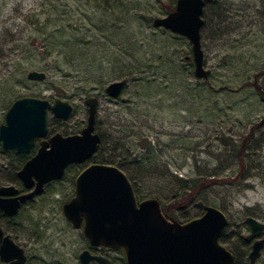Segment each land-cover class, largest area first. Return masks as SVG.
I'll list each match as a JSON object with an SVG mask.
<instances>
[{
    "label": "rangeland",
    "instance_id": "1",
    "mask_svg": "<svg viewBox=\"0 0 264 264\" xmlns=\"http://www.w3.org/2000/svg\"><path fill=\"white\" fill-rule=\"evenodd\" d=\"M207 1L201 47L204 67L210 73L196 81L192 60L185 59L191 55L189 41L152 25V19L166 15L165 5H175V0H60L65 13L60 25L67 31L61 37L63 43H77L81 36L91 39L94 33L102 41L92 48L99 67L91 69L90 80L63 82L60 74L52 71L45 73L43 81L26 77L28 71H40L48 63L28 52L41 45L24 17L38 0H0V123L14 99L34 96L70 103V118L58 130L78 131L86 121L85 99L96 97L97 132L123 130L124 146L140 151L144 149L140 137H147L155 155L150 166L183 179L212 173L232 176L236 171L232 143L248 137L244 178L236 185L215 187L204 194L225 202L230 223L226 245L247 255L251 243L243 238L250 229L244 219L252 216L264 223V97L259 93L264 96V0ZM96 27L102 31L95 32ZM86 28L91 36L84 35ZM160 58L168 60L163 67ZM63 69L74 73L68 65ZM122 70L143 71L153 82L141 87L128 83L118 97L111 98L105 86L121 80L117 74ZM101 73L102 83L98 81ZM49 119H54L51 113ZM11 163L12 158L0 150V165H5L0 182L13 172ZM172 187L152 180L144 183L143 190L156 189L171 196ZM52 198L51 211L38 201L32 204L34 208L28 205L22 209L16 219L22 230L12 236L25 248L27 264H79L78 255L88 249V243L81 231L56 216L61 202L54 194ZM197 204L183 208L179 221L197 215ZM46 215L53 220L46 229H39ZM101 253L112 264H123L119 251L102 249ZM242 263H249L247 256ZM251 264H264V247Z\"/></svg>",
    "mask_w": 264,
    "mask_h": 264
},
{
    "label": "water",
    "instance_id": "2",
    "mask_svg": "<svg viewBox=\"0 0 264 264\" xmlns=\"http://www.w3.org/2000/svg\"><path fill=\"white\" fill-rule=\"evenodd\" d=\"M205 0H176L174 9L162 17H154L152 25L185 37L191 45L194 76L208 77L210 71L204 67L201 47L202 15ZM29 80L43 81V71L30 70ZM125 85L124 80L112 81L105 86V93L118 97ZM86 125L78 134L63 136L53 134L43 140L37 153L18 171V177L26 187L36 180L35 190L16 198H2L14 193L11 186L0 187V209L14 214L19 201L41 190L42 184L58 179L64 167L72 162H82L98 149L100 137L94 131L96 98L89 97ZM49 112L57 118L67 120L72 106L60 99L51 103L46 98L22 96L14 99L4 113L0 123V147L15 155H27L38 138L48 134ZM75 197L64 205V214L75 228L84 219L83 234L92 246H103L121 250L126 264H234V254L219 241V236L228 224V217L219 208L206 205L196 217L179 222L167 219L161 212L160 202L149 197L136 203L132 186L126 175L114 165L94 164L84 169L75 181ZM19 200V201H18ZM244 222L250 233L245 241L256 239L248 254L251 263L260 256L264 247V223L252 216ZM1 259L9 264H24V254L0 228ZM15 259V260H14ZM80 264L90 261L106 262L102 256L91 255L84 250L79 255ZM13 260V261H10Z\"/></svg>",
    "mask_w": 264,
    "mask_h": 264
},
{
    "label": "trees",
    "instance_id": "3",
    "mask_svg": "<svg viewBox=\"0 0 264 264\" xmlns=\"http://www.w3.org/2000/svg\"><path fill=\"white\" fill-rule=\"evenodd\" d=\"M105 1L108 2L110 0ZM212 1L215 0H210V2ZM158 2H160V0H158ZM59 3L60 0H38L37 6L30 8L24 15L26 21L31 25L33 32L36 33V36L40 37L39 42L41 44L39 49H29V56H32L33 58L37 56L38 58L48 60L46 65L40 67V71L45 73H49L51 71L53 73L58 72L62 77L61 80L63 82L71 80L73 82H86V80H90L92 76L89 75L91 74V69L93 67H99L97 65L98 58L94 54L92 48L97 44L100 45L102 41H99L100 37L96 36L94 33L91 39H85L81 36L82 39L81 37L77 39V43L72 41L70 43H63L61 37L64 36L67 31H64V28L62 29L60 25L65 13L62 12L63 10L60 8ZM207 3L209 2L205 0V6ZM165 7L166 14L174 9L173 4L165 5ZM218 16H220V14H218ZM203 21L204 26L205 20L203 19ZM68 26L70 25L68 24ZM95 30V32L102 31L99 27H96ZM89 31L90 29L88 28L84 29V35L90 34L91 36L92 33H89ZM167 63L168 60L160 58V67H163ZM63 65H68L70 67L69 70H72L74 73L72 74L70 73L71 71H65L63 69ZM166 74L169 75L170 78L174 77V74H171V72H167ZM100 75L101 76L98 77V81L102 83L104 75L102 73ZM117 77H120L121 80L125 81V87H127L128 83L141 87L146 84L147 86H150L153 82V79L148 78L143 71L133 72L132 70H122L117 74ZM198 80L200 79H196V81ZM259 93L263 98V92L259 90ZM65 123L66 122H64L63 125H65ZM62 130L68 129L64 128ZM119 130L120 129L116 130L115 133H113L114 128L111 132L106 129L99 131V134L102 137L101 148L94 157L99 161L117 165L130 178L139 183L138 187L141 190L140 193L142 197H154L158 199L161 204V212L164 217L179 221L183 208L196 201H198L197 206L199 207V213L194 217L199 216L203 212V208L206 205H217V207L224 211V213L227 211V206L224 204L225 202L223 200L220 199V202H218L216 199L206 198L204 194L208 190H212L215 187H221L223 185H236L244 178L247 170L245 158L250 144L248 137L241 139L237 143H232V148L230 150L231 156L236 162V171L232 176L217 177V174L212 173L208 176L198 175L196 177L183 179L171 174L170 172L168 173L170 175L164 174L162 173L163 171L161 168L150 166L151 162H154L155 155L154 148L147 137H140L142 142L141 146L144 148L140 151V149H136V147L130 148L124 146L123 141L126 138V135L122 132L123 130ZM152 180H162L166 183V186H170V184H172L173 187H175V190L172 187L171 191H173L170 192L171 196H167V194H164L161 191L159 192L156 189H150L147 193H145L143 190L144 183ZM191 218L193 217L188 219ZM229 224L228 218V224L219 236V241L234 254V264H243L242 260L245 259L246 256L248 257V254L246 255L244 251H239L237 248H230L226 245V243L229 242V235L225 232L230 227ZM236 237L237 240H241V237ZM243 240L245 241L244 238ZM244 246H246L245 243L241 248H244ZM246 264H251L250 260L249 263Z\"/></svg>",
    "mask_w": 264,
    "mask_h": 264
},
{
    "label": "flooded vegetation",
    "instance_id": "4",
    "mask_svg": "<svg viewBox=\"0 0 264 264\" xmlns=\"http://www.w3.org/2000/svg\"><path fill=\"white\" fill-rule=\"evenodd\" d=\"M87 98H89V97H87ZM46 99H48V98H46ZM86 99H85V101H86ZM48 100L51 103H53L57 99H55L54 101H51L50 99H48ZM85 105H86V103H85ZM97 106H98V99L96 98V112H97ZM72 109H73V107H72ZM86 112H87V105H86ZM49 115H50V112H49ZM52 118H54V119H52V121H51V119H49V117H48V134L45 137L38 138L35 141V145L31 149L29 154L20 155L19 156V155H15L13 153L6 152V151L2 150L1 147H0V150H1L2 153L6 154V155H8V156H10L12 158V163H11V166H10L12 168H10V170L11 171L13 170V172H11L9 176L6 175L7 177H6V180L4 182H0V187L1 186H11L15 190L14 193H11L9 195H3L2 198H16V197H19V196H22V195H28V194L32 193L35 190V188H36V180H35L34 176H31L32 184L29 187H26L24 185L23 181L18 177L17 173L25 165V163L32 156H34L37 153V150L40 147L41 141H43V140L47 141L55 133H60L63 136L72 135V134H78L80 132V130L86 125V121H85L84 126L78 131H68V130H61V129L58 130V127L63 125L64 122H67L70 117L67 120H63L61 118H57V117H54L52 115ZM86 119H87V116H86ZM93 132H96L99 135V137H100V143H99V146H98V149H97L99 151V149L101 148V140H102L101 138L102 137L99 134V132L96 131V114H95V119H94V131ZM98 151H96L88 159H86V160H84V161H82L80 163L72 162V163L67 164L64 167L63 174H62V176L60 178L47 181L46 183L42 184L41 190L39 192H36V193L32 194L30 197L25 198L23 201H19L18 200L19 201V206L17 208V211L14 214H7L3 210L0 209V228L2 230V236L3 237L7 236L15 245H17L19 248L22 249L24 257H25L24 264H27V261H28L25 248L23 246H21L19 243H17L15 238L12 236V233L21 232L20 230H22V227H21L20 223L17 222L16 219L19 216V214L22 211V209H24L28 205H31V207L34 208L35 205H32V204H34L37 201L40 204L42 202L41 205L47 207L48 211L53 210L52 204H51L52 200H54L52 198L53 194L58 197V199H56V200L58 202H61L60 205H59V208H58L59 209L58 213H57V211L55 213L56 216L59 217L58 215H60L66 221V223L69 226H71L75 230L81 231L83 238L88 243V249H84V250H87L91 255L102 256V257H104V258H106L108 260L109 264H112V262L101 253L102 249H110V248L103 247V246H92L89 243L88 239L84 236V234H83L84 219L81 217L80 226L78 228H75L73 226V224L66 218V216L64 214V205L68 204L75 197V189H76L75 181H76L77 176L84 169H86L89 166H92L94 164L114 165L118 169H120L115 164H111V163H107V162H104V161L97 160L94 156L96 155V153ZM2 169L3 170L5 169V165H0V170H2ZM122 172L126 175V177L128 178V180H129V182H130V184L132 186V190H133V193H134V197L136 199V203L140 202L141 200H143L145 198H148V197H142L141 196V193H140L141 190L138 187L139 183H137L135 180L130 178L124 171H122ZM44 196H46V197H44ZM40 197H44V198H40ZM50 205H51V207H50ZM160 207H161V204H160ZM42 219H43L42 220V224H40L38 226V228L44 230L50 224V220H53V219L50 218V217H47V215L43 216ZM261 237H263V233L260 236H258L257 238H255V239H253L251 241H248V242L251 243V246H252L253 242L256 239H259ZM2 244H3V239L0 240V246ZM251 246H250V250H251ZM90 248L91 249H97L99 251L97 253H93V252H91L89 250ZM84 250H82V251H84ZM113 250H117V251H119L122 254L123 264H126L125 263V258H124V255H123L122 251L118 250V249H113ZM80 253H79V255H80ZM79 255H78V260H79V264H80ZM10 261H13V260H10ZM90 263L91 264H106V262H99V261H94V260L90 261ZM0 264H9V262L3 261L1 259V255H0Z\"/></svg>",
    "mask_w": 264,
    "mask_h": 264
},
{
    "label": "bare ground",
    "instance_id": "5",
    "mask_svg": "<svg viewBox=\"0 0 264 264\" xmlns=\"http://www.w3.org/2000/svg\"><path fill=\"white\" fill-rule=\"evenodd\" d=\"M98 151V150H97Z\"/></svg>",
    "mask_w": 264,
    "mask_h": 264
}]
</instances>
